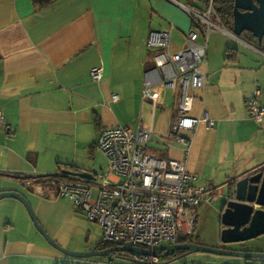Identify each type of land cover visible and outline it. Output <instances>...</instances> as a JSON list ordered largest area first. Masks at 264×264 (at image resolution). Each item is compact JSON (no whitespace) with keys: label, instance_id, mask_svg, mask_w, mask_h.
Segmentation results:
<instances>
[{"label":"crops","instance_id":"obj_1","mask_svg":"<svg viewBox=\"0 0 264 264\" xmlns=\"http://www.w3.org/2000/svg\"><path fill=\"white\" fill-rule=\"evenodd\" d=\"M209 5L210 0H51L35 6L33 0H0V111L5 117L0 193L24 195L56 243L64 246V222L80 211L41 178L68 170L97 174V140L104 128L152 130L148 151L185 163L198 176L196 184L211 188L207 204L215 202L221 215L220 191L264 169V121H254L246 105L257 86L264 103V51L248 40L251 33L235 36L233 26H222L215 11L212 22L219 28L207 25L200 32V43L207 45L201 67L206 83L190 91L194 101L188 116L201 122L182 133L187 147L171 131L179 115V87L156 80L153 92L160 104L143 97L147 73L156 68L161 51L149 46L150 33L169 32L168 51L178 53L195 29L190 12H207ZM100 67L102 79L93 80L91 71ZM220 228L221 234L222 222ZM103 240L90 249L112 246L101 245ZM247 242L236 243L242 244L237 249L246 245L244 251L264 252L261 236ZM69 258L39 233L20 201H0V264H72Z\"/></svg>","mask_w":264,"mask_h":264},{"label":"built area","instance_id":"obj_2","mask_svg":"<svg viewBox=\"0 0 264 264\" xmlns=\"http://www.w3.org/2000/svg\"><path fill=\"white\" fill-rule=\"evenodd\" d=\"M214 11L213 0L207 12L189 11L195 29L189 32L186 47L178 53L168 51L169 32L153 31L148 40L149 46L161 51L155 56L156 68L147 73L143 97L155 106L160 104L153 92L156 80L163 86L179 87V115L171 131L184 147L189 145V140L182 133L194 131L201 122L188 116L194 101L190 91L203 88L206 83L201 67L206 61L207 45L200 43L199 38L207 25L219 28L212 22ZM102 75V67L91 71L93 80H101ZM262 93V88L257 86L246 101L250 117L257 123L264 121ZM112 100H119V96L112 95ZM4 122L0 111V128ZM210 126L213 127L211 122ZM152 137L153 131L142 127L104 128L97 146L107 160L106 170L94 174L91 181L41 179L52 185L58 196L69 198L89 221L100 224L104 240L109 243L116 246L131 243L146 249L178 244L181 237L194 235L196 208L209 201L212 190L196 184L198 176L185 163L151 154L148 146ZM124 254L128 258L124 264H176L151 255Z\"/></svg>","mask_w":264,"mask_h":264},{"label":"water","instance_id":"obj_3","mask_svg":"<svg viewBox=\"0 0 264 264\" xmlns=\"http://www.w3.org/2000/svg\"><path fill=\"white\" fill-rule=\"evenodd\" d=\"M244 32L251 33L261 44L264 39V0H234L233 33L241 36ZM65 174L91 181L94 174L88 171H64ZM225 200L221 215L225 227L220 234L223 244H236L252 241L264 235V169L254 174H247L235 179L227 189L223 190ZM12 198L20 201L26 208L34 226L46 241L55 249L72 258H90L94 256L108 257L113 253H136L145 256H155L162 259L174 257L179 259L193 253H208L221 256L240 257L245 259L262 258L264 252L238 251L220 247H209L197 243H178L174 245H159L154 249L133 246L125 243L105 249L93 248L89 251L76 252L66 250L56 243L40 224L34 208L28 199L16 191L0 193V201ZM125 259L126 257L121 256Z\"/></svg>","mask_w":264,"mask_h":264},{"label":"rangeland","instance_id":"obj_4","mask_svg":"<svg viewBox=\"0 0 264 264\" xmlns=\"http://www.w3.org/2000/svg\"><path fill=\"white\" fill-rule=\"evenodd\" d=\"M101 153L96 155L94 161L96 164V170H93L94 173H99L102 169L106 170L108 168L107 160ZM220 192L223 194V190ZM65 199H68V201L74 206L69 198ZM218 204H220V201ZM215 205V202L212 204H207L206 202L196 208L197 226L195 228L193 240H195L197 244L218 247V244L220 243L221 214L220 211L215 209ZM75 213L76 215L71 214L67 217L61 230L60 240L64 246L58 244L64 249L70 251H89L91 250V246L104 239L103 228L100 224L89 221L83 213ZM261 239H264V236H261ZM247 243L252 244V242ZM245 249H248L246 245L238 250L244 251ZM113 255L115 256L114 259H110V257L94 256L82 259L69 258V261L72 264H124L126 262L121 258L122 255L120 253H113ZM174 257H169L168 261H172L176 264H243V262H241L243 258L240 257L221 256L208 253H193L179 259H174ZM110 260H112V263H110ZM262 262L264 263V260Z\"/></svg>","mask_w":264,"mask_h":264},{"label":"trees","instance_id":"obj_5","mask_svg":"<svg viewBox=\"0 0 264 264\" xmlns=\"http://www.w3.org/2000/svg\"><path fill=\"white\" fill-rule=\"evenodd\" d=\"M51 0H33L34 5L35 6H43L44 4L50 2ZM214 3V9H215V20H218L220 22V24H222V26L225 27H232L233 26V10H234V0H213ZM248 35V40L254 44L255 46H257L258 48H260L262 51H264V39L262 44L260 45L257 38ZM63 172V171H62ZM61 174H57V175H51L48 178L52 179V180H56V179H72V180H78L79 178L67 175L65 173ZM193 239V236H188V237H181L180 238V243H187L190 240ZM110 244L113 247L114 244L109 243L105 240L102 241L101 245L103 244Z\"/></svg>","mask_w":264,"mask_h":264},{"label":"flooded vegetation","instance_id":"obj_6","mask_svg":"<svg viewBox=\"0 0 264 264\" xmlns=\"http://www.w3.org/2000/svg\"><path fill=\"white\" fill-rule=\"evenodd\" d=\"M261 170H262V169H261ZM259 171H260V170H259ZM259 171H257V172H259ZM224 228H225V227L223 226V229H224ZM223 229H222V230H223ZM219 241H220V237H219ZM189 242H190V243H196L195 240H193V239L190 240ZM241 245H242V244H240V245H238V244H236V245H235V244H223V243L220 242V243L218 244V247H220V248H224V249L231 248L232 250H238L237 247H238V246H241ZM181 254H184V252H179V253L176 254V256L181 255Z\"/></svg>","mask_w":264,"mask_h":264}]
</instances>
